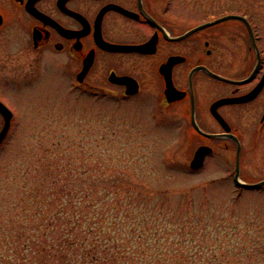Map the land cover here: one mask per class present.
<instances>
[{"label": "rangeland", "instance_id": "1", "mask_svg": "<svg viewBox=\"0 0 264 264\" xmlns=\"http://www.w3.org/2000/svg\"><path fill=\"white\" fill-rule=\"evenodd\" d=\"M199 7L250 12L264 44V0ZM16 65H0V96L14 112L0 144V264H11L5 255L20 264L21 242L39 238L36 211L55 204L53 178L68 179L62 190L99 194L102 255L116 253L120 264H264V188H238L224 167L192 170L194 144L181 142L178 117L161 110L148 81L141 95L150 97L122 101L78 87L26 50ZM27 254L36 264L39 255Z\"/></svg>", "mask_w": 264, "mask_h": 264}, {"label": "flooded vegetation", "instance_id": "2", "mask_svg": "<svg viewBox=\"0 0 264 264\" xmlns=\"http://www.w3.org/2000/svg\"><path fill=\"white\" fill-rule=\"evenodd\" d=\"M200 1L0 0V65H18L26 50L66 69L78 87L122 101L146 98L148 81L161 110L178 117L181 142H193L189 162L206 147L194 171L224 167L233 181L237 172L243 183H255L264 179V82L257 88L263 27L252 24L254 42L239 18L197 28L245 15L229 8L201 14ZM117 78L134 80L138 90L127 92ZM240 188L261 190L264 183Z\"/></svg>", "mask_w": 264, "mask_h": 264}, {"label": "trees", "instance_id": "3", "mask_svg": "<svg viewBox=\"0 0 264 264\" xmlns=\"http://www.w3.org/2000/svg\"><path fill=\"white\" fill-rule=\"evenodd\" d=\"M248 17L253 20L250 12ZM51 182L59 186L50 191L51 201L55 204L48 210L43 206L37 207L36 214L41 217L36 223L39 238L21 242L23 255L20 264H29L28 252L39 255L36 264H120V255H102L109 241L101 235L99 226L102 212L99 194L83 189L62 190L67 188L68 179L60 183L61 178H53ZM80 182V178L74 181L73 188ZM87 206L90 208L86 209ZM114 224L119 228L118 223ZM25 227H21L22 231ZM121 228L124 230L123 225ZM114 246L119 248L117 244ZM4 258L11 264L17 262L8 255Z\"/></svg>", "mask_w": 264, "mask_h": 264}, {"label": "water", "instance_id": "4", "mask_svg": "<svg viewBox=\"0 0 264 264\" xmlns=\"http://www.w3.org/2000/svg\"><path fill=\"white\" fill-rule=\"evenodd\" d=\"M226 18H239V19H242L246 23V25L248 27V30H249V33H250L252 41H254L250 23L247 21V19L244 16L239 15V14H227V15H224L222 17L216 18V19H214L212 21L202 23L201 25L197 26V28L205 26V25H208V24H211V23H215V22L221 21V20L226 19ZM85 68H87V67L85 66ZM82 74H83V72H82ZM212 74L217 76V77H219V78H223L222 76H220L218 74H215V73H212ZM79 79H81V76L79 77ZM127 79H129V80H127ZM116 80H118L119 82H125L127 84V92H135V91L138 90L136 82L134 80H131L130 78H119V79L117 78ZM263 82H264V75H263L262 79L260 80L257 88H260L262 86ZM0 114L3 117V125H2V127L0 129V143H1V141L3 140L4 136L6 135V133L8 131V128H9V125H10V121H11V117H12L11 110L1 101H0ZM205 151H206V147H200L196 151L194 157L192 158V160L190 162V166L191 167L196 168V167H198V166H200L202 164V159H203V155H204ZM236 169L238 170V162H236ZM234 177H235L236 183L238 185H242V186L243 185L259 186V185L264 183V179L261 180V181L255 182V183H243V182H241L238 179V173L237 172H236Z\"/></svg>", "mask_w": 264, "mask_h": 264}]
</instances>
